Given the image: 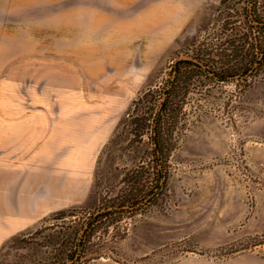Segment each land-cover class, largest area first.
Returning a JSON list of instances; mask_svg holds the SVG:
<instances>
[{
    "label": "rangeland",
    "instance_id": "374dc122",
    "mask_svg": "<svg viewBox=\"0 0 264 264\" xmlns=\"http://www.w3.org/2000/svg\"><path fill=\"white\" fill-rule=\"evenodd\" d=\"M250 5L0 0V264H264V230L232 236L214 209L217 194L198 198L194 179L226 174L241 185L246 220L256 215L264 176L246 145L264 139L245 130L264 117V68L247 89L235 78L191 90L167 184L141 205L115 207L85 233L130 191L128 173L155 171L139 166L149 145L128 147L134 99L165 80L177 56L212 42L232 12L244 26ZM209 119L226 134L227 151L185 155L188 133Z\"/></svg>",
    "mask_w": 264,
    "mask_h": 264
},
{
    "label": "trees",
    "instance_id": "16d2710c",
    "mask_svg": "<svg viewBox=\"0 0 264 264\" xmlns=\"http://www.w3.org/2000/svg\"><path fill=\"white\" fill-rule=\"evenodd\" d=\"M250 4L245 7L247 23L244 26L238 25L237 11L232 12L220 24L212 42L202 49L197 47L192 53L177 56L168 77L134 99L124 126L129 134L128 147L149 145L139 166L153 167L155 171L146 176V171L139 169L132 175L128 173L126 179L133 183L130 191L108 206L112 209L99 213L89 222L85 233L98 218L114 211L115 207L141 205L156 198L157 189L167 184L169 158L179 146L176 134L188 127V121L184 123L182 119L187 115L191 90L202 89L206 79L235 78L242 79L243 88L247 89L252 84L249 77L259 75L264 68V0H250Z\"/></svg>",
    "mask_w": 264,
    "mask_h": 264
},
{
    "label": "crops",
    "instance_id": "0c3cea01",
    "mask_svg": "<svg viewBox=\"0 0 264 264\" xmlns=\"http://www.w3.org/2000/svg\"><path fill=\"white\" fill-rule=\"evenodd\" d=\"M261 100L264 102V98ZM212 127H214V122L209 119L208 123L188 133L182 148L184 149L185 155L189 157H212L227 151L226 134L222 135L221 133V135H219ZM245 134L247 136L264 139V117L256 118L246 128ZM246 151L248 152L254 170L260 177L264 176L261 171L264 165V146L248 143L246 145ZM194 179L197 195H199L198 198H201L200 195L215 196V194H217L218 204L214 209L218 211L217 216L222 217L223 226H225L226 229H232L230 230L232 233L234 232L232 236L236 235L237 237L247 234H256L264 230L263 189L258 191V209L256 215L246 220L244 194L242 188H240V184L236 183L219 170H212L206 175H200ZM235 194L236 198H234ZM205 199L208 200L207 197ZM213 200H215V198ZM235 200L237 203H235ZM110 261V259L96 260L92 264H112Z\"/></svg>",
    "mask_w": 264,
    "mask_h": 264
},
{
    "label": "bare ground",
    "instance_id": "6f19581e",
    "mask_svg": "<svg viewBox=\"0 0 264 264\" xmlns=\"http://www.w3.org/2000/svg\"><path fill=\"white\" fill-rule=\"evenodd\" d=\"M179 22H180V20L175 25L170 27L171 31L174 30L176 28V26H178L180 24Z\"/></svg>",
    "mask_w": 264,
    "mask_h": 264
}]
</instances>
